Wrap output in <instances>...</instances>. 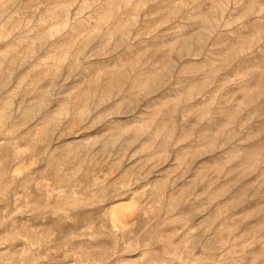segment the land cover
<instances>
[{
  "label": "rangeland",
  "instance_id": "rangeland-1",
  "mask_svg": "<svg viewBox=\"0 0 264 264\" xmlns=\"http://www.w3.org/2000/svg\"><path fill=\"white\" fill-rule=\"evenodd\" d=\"M0 264H264V0H0Z\"/></svg>",
  "mask_w": 264,
  "mask_h": 264
}]
</instances>
